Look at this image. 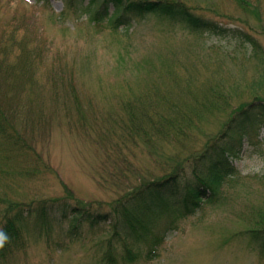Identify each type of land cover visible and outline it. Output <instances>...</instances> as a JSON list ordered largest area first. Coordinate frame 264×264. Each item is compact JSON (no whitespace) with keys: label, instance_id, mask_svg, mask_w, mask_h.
<instances>
[{"label":"rangeland","instance_id":"rangeland-1","mask_svg":"<svg viewBox=\"0 0 264 264\" xmlns=\"http://www.w3.org/2000/svg\"><path fill=\"white\" fill-rule=\"evenodd\" d=\"M169 1L248 35L255 49L240 37L195 34L149 16L131 20L128 31L95 28L88 0H0V113L27 153L1 152L3 170L15 176L0 177V219L6 203L63 196L107 210L140 184L196 161L234 112L264 101V0ZM142 95L156 103L148 116L159 117L140 121L144 136L126 137L132 124L118 103ZM259 134V142H228L236 176L221 199L164 232L159 258L135 264H264L244 236L253 214L264 216V175H241L232 162L242 151L264 155V129ZM24 170L31 174L16 175ZM107 230L70 236L67 224H53L52 242L31 231L26 247L0 264H102Z\"/></svg>","mask_w":264,"mask_h":264},{"label":"trees","instance_id":"trees-1","mask_svg":"<svg viewBox=\"0 0 264 264\" xmlns=\"http://www.w3.org/2000/svg\"><path fill=\"white\" fill-rule=\"evenodd\" d=\"M98 1L102 5L99 14L105 13L115 28L126 25L132 17L150 15L160 21L179 24L194 33L211 30L233 35L234 38L240 37L242 42L255 49L256 44L248 35L219 28L193 15L191 9L180 2L90 0V5ZM108 5L113 7L110 15L107 14ZM129 99L118 103L132 124L130 128H125V136L132 133L133 137L144 136L146 132L144 127L141 128L140 121H152V116L159 117L156 113L148 116L156 103L152 106L150 99H145L143 95ZM110 115L107 114L105 118L110 120ZM2 119L0 113V155L3 152L4 155L14 153L18 157H26L24 145L20 144L9 124H5ZM261 127H264V101L258 100L234 112L222 133L195 158L196 161L189 164L185 162L158 180L140 184L131 193L108 205L106 211L89 210L77 203L72 205L65 197L32 201L27 205L6 203V212L0 219V262L5 261L12 251L24 249L25 236L31 231L33 235H48L53 223H67L68 234L71 236H75L85 225L90 229L107 225L110 236L100 258L102 264H134L140 257L152 261L158 257V249L165 241V235L159 231L163 224L172 226L178 220L201 210L203 206L215 205L223 196L221 188L232 173L227 160L228 152H231L228 142L232 138L239 139L248 135L256 138L258 134L253 133ZM204 168H207V174H204ZM190 171L191 178L185 179ZM36 172V169H32V174ZM16 173L31 174L30 170ZM7 176L15 175L14 172L3 170L0 164V177ZM253 218L252 226L244 236L257 245L260 258H264V216L255 212Z\"/></svg>","mask_w":264,"mask_h":264},{"label":"clouds","instance_id":"clouds-1","mask_svg":"<svg viewBox=\"0 0 264 264\" xmlns=\"http://www.w3.org/2000/svg\"><path fill=\"white\" fill-rule=\"evenodd\" d=\"M232 162L238 167L241 175H264V155L257 153L245 155L242 151L241 155L234 157Z\"/></svg>","mask_w":264,"mask_h":264}]
</instances>
